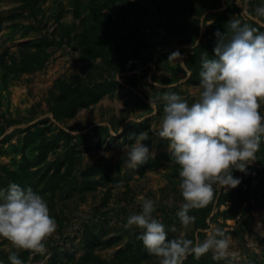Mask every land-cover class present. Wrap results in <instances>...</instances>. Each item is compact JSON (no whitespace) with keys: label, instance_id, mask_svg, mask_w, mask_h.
Listing matches in <instances>:
<instances>
[{"label":"rangeland","instance_id":"obj_1","mask_svg":"<svg viewBox=\"0 0 264 264\" xmlns=\"http://www.w3.org/2000/svg\"><path fill=\"white\" fill-rule=\"evenodd\" d=\"M244 6V0H0V190L9 185L1 179L5 170H18L25 159L38 160L29 166L34 179L46 167L50 174L55 161L63 175L54 190L38 192L57 224L46 251L17 250L0 238V257L15 252L23 264H158L146 251L134 252L142 230L124 227L140 212L143 195L154 201L153 216L169 239L183 232L195 244L216 227L236 254L219 261L211 252L199 260L189 255L184 264H264V137L246 173L233 170L241 183L214 184L212 201L189 211L196 221L185 229L178 217L180 167L156 134L163 94L189 105L199 98L201 59L214 56L217 31L224 34L235 17L264 32V17L256 15L264 0H247L246 13ZM98 12L108 15L109 34L97 31ZM82 39L101 49L92 52ZM177 50L183 63L169 62ZM78 75V82L113 88L71 115L60 86ZM139 132L152 154L133 169L126 146L135 143L129 134Z\"/></svg>","mask_w":264,"mask_h":264},{"label":"clouds","instance_id":"obj_2","mask_svg":"<svg viewBox=\"0 0 264 264\" xmlns=\"http://www.w3.org/2000/svg\"><path fill=\"white\" fill-rule=\"evenodd\" d=\"M244 4L246 13L247 0ZM256 15L264 17V6L256 9ZM215 35L214 56L204 53L201 59L199 98L189 105L178 94H163L166 104L156 133L168 142V152L180 167L179 189L184 203L178 217L185 229L196 221L189 211L203 209L212 201L214 184L234 189L241 183L233 170L246 173L264 137V116L260 113L264 32L234 17L224 34L217 31ZM168 61L183 63V57L177 50L169 54ZM128 138L135 141L126 146L128 167L135 169L152 153L143 143V132L130 133ZM116 187L122 189L123 183ZM138 200L142 202L140 212L131 213L124 227L142 230L139 239L158 264H184L189 255L199 260L209 252L217 261L235 258L229 251L231 240L222 229L214 227L205 240L195 244L183 232L169 239L164 224L153 216L154 201L143 195ZM56 230L45 199L32 188L11 183L0 190V238L13 248L42 254ZM8 259L10 264H23L15 252Z\"/></svg>","mask_w":264,"mask_h":264},{"label":"trees","instance_id":"obj_3","mask_svg":"<svg viewBox=\"0 0 264 264\" xmlns=\"http://www.w3.org/2000/svg\"><path fill=\"white\" fill-rule=\"evenodd\" d=\"M219 6H220V2H217L216 7ZM107 16L108 15L100 12L96 13L95 24L97 31L103 30L104 33L109 34L111 32V27L109 25L111 21H108ZM81 42H83L85 46L89 45L92 48L91 50L92 52H94L93 51L94 49H101L100 47H98L99 45L94 44L95 41L82 39ZM198 49L200 50L201 47H197L196 51ZM95 54H100V53L95 52ZM78 80H79V75L75 76L71 82H66V83L64 81L61 82L60 96L61 98L63 97L65 100H67V106H68L67 114L72 115L79 107L87 106L90 102H93L94 100L99 98L101 94L107 93L111 91L113 88V86L108 83L104 84L103 82H94L90 84V83H81L78 82ZM37 161L35 160L33 162H29L28 160L25 159V162H23V164L19 166L18 170L15 171L5 170L4 176H1L3 184L7 185L11 183H16L24 189L30 187L36 193L44 192L45 190H49V191L54 190L55 186H58L61 176H63L62 173H60V168L62 163L56 161L52 162L50 166H52L53 169L50 174H48L49 169L46 167V170L43 171L39 179H34L33 174L35 173V171L33 172L30 171L29 166L32 164H37ZM6 178L8 180H6ZM38 184H41L39 189H37ZM126 249L131 250L130 247ZM121 250H118L117 254L121 253L122 252ZM145 251L146 250L143 246V243H138L134 249V252H140L139 254L144 256H145ZM9 255H10L9 253L1 255L0 259L3 262V264H10V261H5L8 260ZM19 256L20 255H18V257Z\"/></svg>","mask_w":264,"mask_h":264}]
</instances>
